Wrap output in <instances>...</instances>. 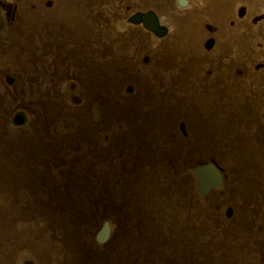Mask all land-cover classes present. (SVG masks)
<instances>
[{
  "label": "rangeland",
  "instance_id": "374dc122",
  "mask_svg": "<svg viewBox=\"0 0 264 264\" xmlns=\"http://www.w3.org/2000/svg\"><path fill=\"white\" fill-rule=\"evenodd\" d=\"M187 1L0 0V264H264V0Z\"/></svg>",
  "mask_w": 264,
  "mask_h": 264
},
{
  "label": "water",
  "instance_id": "95a60500",
  "mask_svg": "<svg viewBox=\"0 0 264 264\" xmlns=\"http://www.w3.org/2000/svg\"><path fill=\"white\" fill-rule=\"evenodd\" d=\"M179 7H185L187 0H176ZM142 25L148 32L162 35L164 29L160 25L158 16L149 11L144 13ZM22 117V116H20ZM197 181V193L200 197L205 198L214 190L223 185L224 178L220 168L212 162L197 164L193 169ZM110 238V227L105 223L97 232L95 239L99 244L106 243Z\"/></svg>",
  "mask_w": 264,
  "mask_h": 264
}]
</instances>
